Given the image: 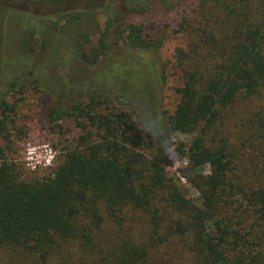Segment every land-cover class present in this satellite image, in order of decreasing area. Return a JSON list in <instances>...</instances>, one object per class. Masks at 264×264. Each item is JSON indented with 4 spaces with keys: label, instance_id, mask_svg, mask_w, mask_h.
<instances>
[{
    "label": "trees",
    "instance_id": "1",
    "mask_svg": "<svg viewBox=\"0 0 264 264\" xmlns=\"http://www.w3.org/2000/svg\"><path fill=\"white\" fill-rule=\"evenodd\" d=\"M153 1L0 0V8L38 19L20 40L24 51H32L34 35H43L41 50L56 41L57 57L64 29H77L66 60L58 57L51 67L50 56L38 60L66 78L67 97L35 78L42 66L28 67L26 77L0 89V142L9 141L14 112L7 95L28 85L56 105L49 122L74 119L87 131L55 172L40 180L22 181L0 148V249L40 264H148L155 241L175 236L188 245L194 264H264V0H200L194 17L182 20L187 44L174 52L178 102L165 121L150 96L151 87L158 93L166 79V68L158 66L162 43L125 23ZM158 1L175 10L187 0ZM98 18L103 27L92 41L80 26ZM119 44L141 73H152L144 89L106 71L77 81L65 75L66 65H96ZM237 105L243 107L238 116ZM174 133L191 136L174 153L189 164L197 205L164 171ZM206 166L207 175L196 173ZM132 212L152 228L147 241L124 230ZM106 223L127 233L108 250ZM206 223L209 230L199 231Z\"/></svg>",
    "mask_w": 264,
    "mask_h": 264
},
{
    "label": "rangeland",
    "instance_id": "2",
    "mask_svg": "<svg viewBox=\"0 0 264 264\" xmlns=\"http://www.w3.org/2000/svg\"><path fill=\"white\" fill-rule=\"evenodd\" d=\"M200 0H187L175 10H165L160 6L158 0H154L144 14H132L126 17V24H134L143 28L149 36L161 41L162 47L158 52L159 70L165 67V83L163 88L156 93L154 86L151 87L152 103L159 106L160 112L164 115V121L167 116L174 112L178 102L175 89L178 84V73L174 62V52L176 49L184 48L187 44L186 35L180 31V25L184 18H192L195 15ZM27 14L3 7L0 8V89L14 80L15 78H24L28 67L33 65L42 66L34 74L35 78L43 81L48 88L64 97H67L68 82L66 78L61 77V72H52L47 68L45 62L38 60L48 59V66H52L59 57L62 60L67 59L68 50L74 47V37L77 34L76 28L67 27L58 38V55L54 56L55 47L51 46L49 50L42 51L41 42L46 38L43 35H34L32 51H24L19 46L20 40L29 31H32L38 22V19L31 18ZM103 27V20L98 18L96 21L84 19L80 28L86 33L92 41H96L98 32ZM37 28V26H36ZM76 29V30H75ZM64 39V45L62 47ZM25 53H24V52ZM134 54V53H133ZM133 56L128 50L119 44L113 49L107 57L101 58L96 65L88 66L83 63L73 61L66 65L65 75L72 81L80 77L97 76L102 71L109 75L119 77L125 81L136 83L138 89H144V86L150 84L152 73L145 69L141 73L140 68L132 60ZM53 61V62H52ZM52 62V63H51ZM56 64V62H55ZM38 68V67H37ZM151 74V75H150ZM81 83V81H79ZM84 84V83H83ZM70 88H75V84H70ZM154 91V92H153ZM153 92V93H152ZM159 96L160 99L157 97ZM9 106L14 108L13 114H9L8 143L1 141L0 148L3 149L5 159L15 165L19 177L22 181L40 180L51 176L57 167L63 162L66 152L76 146L81 135L87 131H82L74 119L49 122L48 113L56 105L41 90L37 91L33 86L28 85L22 92L8 93L6 98ZM237 105L234 113L238 116L242 114L243 107ZM234 119L231 126L236 123ZM87 130V129H86ZM94 132V131H93ZM191 136L174 133L170 135V158L171 165L164 169L168 178H175L180 191L194 204H198L199 193L190 184L191 170L186 159L178 158L174 149L179 144L187 146L190 143ZM185 169L187 176L184 175ZM196 173L207 175L208 166L196 170ZM209 224H200L199 231H208ZM124 230H129L133 238L140 241H147L151 237L152 228L142 214L132 212L127 215V221ZM124 232V231H123ZM120 232L113 223H106L104 233L107 239L103 240L105 250L111 248L116 241L124 235L126 231ZM162 232L158 233L161 235ZM164 243L155 241L148 256V264H194L192 255L188 250V245L175 236ZM156 238V237H155ZM66 262L65 264H75ZM0 264H40L35 261H29L8 249H0ZM49 264H59L51 261Z\"/></svg>",
    "mask_w": 264,
    "mask_h": 264
},
{
    "label": "clouds",
    "instance_id": "3",
    "mask_svg": "<svg viewBox=\"0 0 264 264\" xmlns=\"http://www.w3.org/2000/svg\"><path fill=\"white\" fill-rule=\"evenodd\" d=\"M184 175L187 176V170L185 169Z\"/></svg>",
    "mask_w": 264,
    "mask_h": 264
}]
</instances>
